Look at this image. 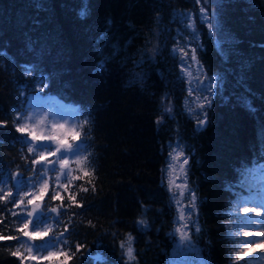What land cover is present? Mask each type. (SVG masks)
<instances>
[{"label":"trees","instance_id":"1","mask_svg":"<svg viewBox=\"0 0 264 264\" xmlns=\"http://www.w3.org/2000/svg\"><path fill=\"white\" fill-rule=\"evenodd\" d=\"M200 2L0 0V122L6 125L0 127V197L11 193L0 199V236L19 237L0 239V264L66 259L22 261L11 254L19 249L28 256L19 228L29 219L17 202L27 179H38L42 169L33 163L38 154L28 151V134L16 130L33 95L56 97L78 112L85 169L78 164L42 200L52 213L44 215L53 217L47 238L69 254L67 264H171L178 208L164 173L174 141L190 155L188 184L196 195L190 236L200 255L209 264L256 262L252 255L238 258L236 233L241 199L251 193L245 182L264 166V0ZM202 5L212 32L200 19ZM180 10L194 13L198 58L217 82L202 129L186 113L187 82L174 53ZM57 193L62 200L53 198ZM47 249L32 254L47 257Z\"/></svg>","mask_w":264,"mask_h":264},{"label":"rangeland","instance_id":"2","mask_svg":"<svg viewBox=\"0 0 264 264\" xmlns=\"http://www.w3.org/2000/svg\"><path fill=\"white\" fill-rule=\"evenodd\" d=\"M201 4V0H197ZM206 9L208 19H205L202 14H200V19L206 24L209 30L212 32V24L209 10ZM175 19L179 25L178 34L176 38V44L174 47V53L179 57L183 55L179 50L182 48L184 52L188 53V56L181 61L182 74L184 75L187 82L188 95L185 101L186 113L191 116L197 122L204 119L203 113L207 112L209 107L207 105L204 109H200L197 105L204 102V97H208L212 103V99L215 93L216 78L210 76L198 58V50L202 45L201 37L196 28V20L194 13L188 10H180L175 14ZM195 50V51H193ZM195 55V60L192 56ZM187 69V71H185ZM190 72L191 76L187 73ZM191 89V91H189ZM211 105V104H210ZM21 125H26L29 128V133L35 131L38 135L42 134L45 136H57L59 140H65L68 144L72 145L71 149L62 148L64 157L68 158L70 163L68 168L61 169L59 164V154L57 156H49L48 161H42L39 165L42 169L39 171L38 179L30 178L26 181L25 189H20V194L18 197H25L24 204L21 205L24 213L32 211L34 205L28 204V199L32 198L38 194L40 187L45 181L48 182L49 186L55 185L56 188L62 186V183L66 181L67 178L71 177L74 171L78 168L77 159L79 157H85L82 150V142L79 139H74L75 133L80 135L79 123H78V112L74 107H69L64 105L60 101L53 97H41L39 95L32 96L27 103L25 110L20 112ZM208 123V116H207ZM204 126H198L200 129ZM28 134V141L31 144L34 152L38 154V159L42 152H51L59 146V140L56 141H43L37 142L31 139L30 134ZM183 150L185 156L190 161V155L186 152L185 147L178 141H174L171 147V153L173 155L176 152ZM50 161V162H49ZM183 158L181 159V163ZM172 163L171 156L169 158L168 164L165 167V181L167 184V169L168 165ZM83 167L85 169L86 162L83 161ZM189 165V164H188ZM187 165V169H188ZM179 174V173H177ZM59 177V179H57ZM177 184L184 183V178L176 181ZM188 183V177H187ZM21 186V184H20ZM18 186V187H20ZM168 186V184H167ZM189 186V184H188ZM245 187L251 190V193H247V196L241 199L240 203V219H241V229L239 231L242 236L241 241V254L244 257L252 255V258L256 260L254 264H264V237L256 236L258 232H264V216L257 215L256 212L264 211V166H259L256 169V173L252 176L250 180L245 182ZM25 193H30L31 195L25 196ZM172 193V192H171ZM174 201H180L179 204L176 203L178 208V217L180 215V210H184L185 219L183 221L177 222L175 229L176 235V245L171 254V264H209L198 252L194 246L191 236H190V225L192 224V217H194V210L191 209V197L189 192H185L184 196L179 195V190H176L175 195L172 193ZM196 203V201H195ZM39 208L34 213L32 217L26 215L27 219L32 220L31 231H43L47 228H52L53 217L50 211L44 210L42 201H37ZM256 209V212H250L245 215L243 209ZM245 232H252L253 236L251 238L244 236ZM50 236V235H49ZM48 236V238H49ZM47 237L37 238L33 241L31 239H26L28 248H31L33 252H36L37 248L47 249L49 253L56 252L57 242L55 240H49ZM49 241H48V240ZM55 244V247L53 248ZM248 244H253L252 251H245ZM39 252V250L37 251Z\"/></svg>","mask_w":264,"mask_h":264},{"label":"snow or ice","instance_id":"3","mask_svg":"<svg viewBox=\"0 0 264 264\" xmlns=\"http://www.w3.org/2000/svg\"><path fill=\"white\" fill-rule=\"evenodd\" d=\"M201 14L204 16L205 19H208L207 17V12L206 9L204 7L201 8ZM181 53H183V55L180 57L181 61L184 60L185 57L188 56L187 52H184V50L181 48L179 50ZM195 51V50H193ZM192 59L195 60V55L192 56ZM185 71H187V69H185ZM189 76H191V73L188 72L187 73ZM41 91H43V88L41 89ZM189 91H191V89H189ZM211 101L209 100L208 97H204V102H201L197 105L198 108L200 109H204L205 106L207 105V107H210ZM169 111H171L169 109ZM204 119H201L198 121V126H204L207 124V112L203 113ZM87 123V121H86ZM157 123H159V121H157ZM6 126L4 122H0V127ZM18 132L25 134V133H29V128L26 125H21L19 127H17L16 129ZM31 139L37 142H43V141H56L59 140V138L57 136H45V135H38L35 131H31L30 133ZM74 139H79V134L75 133L73 136ZM62 148H67V149H71L72 145L68 144L67 141L65 140H59V146L55 149V151H51V152H42L39 159L34 160L33 163L36 164H40L42 161H48L49 156H57L59 154L60 158H59V164L61 166V169H66L69 166V159L64 157L63 152H61ZM33 148H29L28 151H33ZM173 152H176L175 149H173ZM171 156L172 159V163L168 165V169H167V184H168V191L172 192L174 195L176 193V190H179V195L181 197L184 196L185 192H189L190 197H191V209H195L196 207V195L194 191H190L189 190V186L187 183V165L189 164V159L185 156V152L183 150H180L179 152H176L175 155H173L172 153L169 154ZM183 158V161L181 163V159ZM87 160V157H79L77 159V163L80 164L83 161ZM50 162V161H49ZM179 173V174H177ZM89 173L87 171L83 172V176H88ZM82 177H73V179H81ZM184 178V183L181 184H177V180ZM57 179H59V177H57ZM63 187L65 189L68 188V185L65 184L63 185ZM49 190V184L47 181H45L43 183V185L40 187L38 194H36L35 196H33L32 198L28 199V204L29 205H34L32 211H29L27 213V215L29 217H32L34 215V213L37 211V209L39 208V204H37V201H42L44 196L47 194ZM85 191H87V189H84ZM7 195H11V193H7L5 196L0 197V199H6ZM31 195L30 193H25V196H29ZM54 199H60L62 200L63 197L57 193L54 197ZM73 203H75V197L71 196L69 197ZM177 204L180 203L179 200L176 201ZM24 204V198L21 197L19 199V201L17 202V207L21 206ZM53 212H56L57 209H52ZM243 212L245 215H248L250 212H256V209H248L245 208L243 209ZM257 215L260 216H264V211L261 212H256ZM179 221H183L185 219V215H184V210L181 209L180 210V215L178 217ZM140 225L142 226H147L146 221H140L139 222ZM32 226V220H26L22 223L21 227L19 228V232L22 233L23 237H26L28 239H31L33 241H35L38 237L42 238V237H47L50 232H51V228H47L43 231L37 230V231H31L30 227ZM196 232L199 233V227H196ZM237 236L240 235L239 232L236 233ZM256 236H260V237H264V232H258L255 234ZM244 236L251 238L253 236L252 232H245ZM0 239H19V237H3L0 236ZM128 244L129 246L126 249L125 255L127 256L128 261H132L135 259L134 256V250L131 247V243L133 240V237L131 235L128 236ZM120 248L123 250L125 249V243L123 241L120 242ZM77 248L80 247V245L76 246ZM254 245L253 244H248L247 248L245 249V251H252L253 250ZM28 252V256H24L23 253H21V251L19 249H17L15 252H12L11 254L13 256H19L21 258L22 261H24L25 259H32V260H39V259H51L54 256H58V255H63L66 259L63 262V264H67V260L70 259L71 257L69 256V254L67 252H60V253H56V252H52L49 253V255L47 257H37L35 255L32 254V249L28 248L27 249ZM238 258L242 259L243 255L241 253H237Z\"/></svg>","mask_w":264,"mask_h":264},{"label":"bare ground","instance_id":"4","mask_svg":"<svg viewBox=\"0 0 264 264\" xmlns=\"http://www.w3.org/2000/svg\"><path fill=\"white\" fill-rule=\"evenodd\" d=\"M207 125V124H206Z\"/></svg>","mask_w":264,"mask_h":264}]
</instances>
